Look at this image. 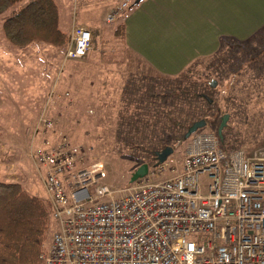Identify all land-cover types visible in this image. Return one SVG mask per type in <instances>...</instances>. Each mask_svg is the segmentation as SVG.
<instances>
[{"label":"built area","instance_id":"built-area-1","mask_svg":"<svg viewBox=\"0 0 264 264\" xmlns=\"http://www.w3.org/2000/svg\"><path fill=\"white\" fill-rule=\"evenodd\" d=\"M131 1L115 0L106 20ZM92 48V31L73 27L66 57ZM38 125L43 133L52 126L44 118ZM30 155L46 169L60 228L42 264H264V146L225 151L216 132H197L180 162L167 158L120 191L102 183L100 162L78 168L85 150L66 138L43 140Z\"/></svg>","mask_w":264,"mask_h":264},{"label":"rangeland","instance_id":"rangeland-1","mask_svg":"<svg viewBox=\"0 0 264 264\" xmlns=\"http://www.w3.org/2000/svg\"><path fill=\"white\" fill-rule=\"evenodd\" d=\"M28 1L0 14V182H17L28 194L49 200L44 184L46 169L29 154L43 140L58 142L66 138L70 145L85 150L84 164L78 168L100 162L106 173L103 184L113 191L130 187L129 179L139 160L115 142V114L121 87L135 71L131 64L140 61L145 71L149 67L139 57L126 55L113 37L118 24L137 8L136 0L113 22L106 17L114 0H55L60 10L59 28L68 40L71 35L65 28L72 20L96 28L98 45L110 40L103 44V51L93 52L90 60L66 58L67 46L33 44L20 49L12 45L4 35L3 22ZM247 58L249 61L238 64L240 68L249 63L252 74L264 71V50ZM258 81L259 89L250 86L248 92L252 102L241 104L222 130L225 151L243 149L252 153L264 146V73ZM41 118L52 124L44 133L38 125ZM219 124L220 119L196 132H215ZM192 135L168 158L180 162ZM171 176L167 172L158 181ZM199 182L206 192V175ZM59 229L58 219L50 214L42 249L50 247Z\"/></svg>","mask_w":264,"mask_h":264},{"label":"trees","instance_id":"trees-1","mask_svg":"<svg viewBox=\"0 0 264 264\" xmlns=\"http://www.w3.org/2000/svg\"><path fill=\"white\" fill-rule=\"evenodd\" d=\"M23 1L0 0V14ZM125 30L123 20L113 37L121 46L126 44ZM3 31L6 39L20 49L46 44L67 46V52L71 43L59 28L54 0H29L4 20ZM92 32L94 48L99 34ZM108 42L102 40V45ZM261 50L264 25L245 40L221 36L215 52L192 59L175 74H162L147 65L145 71L137 63L121 87L114 121L115 142L136 157L139 166L146 163L152 168L159 164L157 152L167 146L175 149L187 140L185 134L195 122L210 124L225 114L229 121L241 104L252 102L249 91L252 86L259 89L258 79L264 73L257 70L252 74L251 64L241 68L238 64ZM220 144L225 145L224 136ZM50 214L49 200L28 194L17 182H0V264H42Z\"/></svg>","mask_w":264,"mask_h":264},{"label":"crops","instance_id":"crops-1","mask_svg":"<svg viewBox=\"0 0 264 264\" xmlns=\"http://www.w3.org/2000/svg\"><path fill=\"white\" fill-rule=\"evenodd\" d=\"M124 19L126 55L139 57L162 74H175L192 59L215 52L221 36H252L264 25V0H142ZM76 25L98 31L77 20L65 29L72 35ZM105 47L97 45L83 58Z\"/></svg>","mask_w":264,"mask_h":264},{"label":"water","instance_id":"water-1","mask_svg":"<svg viewBox=\"0 0 264 264\" xmlns=\"http://www.w3.org/2000/svg\"><path fill=\"white\" fill-rule=\"evenodd\" d=\"M141 0H136V4H138ZM212 86L215 87L216 86V82L212 81ZM229 119V115L225 114L221 117L220 120V124L217 128V135L219 137V140L221 141L223 139V135H222V130L224 128V126L226 125L227 121ZM206 126V122L204 120H200L195 122L187 131V133L185 134V138L188 139L192 134H194L196 131H198L199 129L203 128ZM174 149L171 146H167L164 149H162L161 151L157 152L156 154V158L157 161L159 163L165 161L172 153H173ZM149 170V165L144 163L141 164L140 166H138L131 174L130 179H129V183L132 184L134 183L136 180L144 177L147 175Z\"/></svg>","mask_w":264,"mask_h":264}]
</instances>
